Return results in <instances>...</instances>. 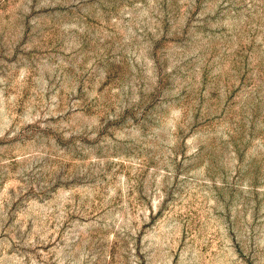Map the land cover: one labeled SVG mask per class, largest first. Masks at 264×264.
<instances>
[{
  "label": "rangeland",
  "instance_id": "obj_1",
  "mask_svg": "<svg viewBox=\"0 0 264 264\" xmlns=\"http://www.w3.org/2000/svg\"><path fill=\"white\" fill-rule=\"evenodd\" d=\"M0 264H264V0H0Z\"/></svg>",
  "mask_w": 264,
  "mask_h": 264
}]
</instances>
